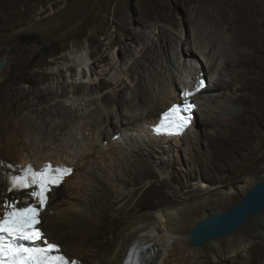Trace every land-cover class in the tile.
<instances>
[{
    "label": "bare ground",
    "instance_id": "bare-ground-1",
    "mask_svg": "<svg viewBox=\"0 0 264 264\" xmlns=\"http://www.w3.org/2000/svg\"><path fill=\"white\" fill-rule=\"evenodd\" d=\"M162 1V9L168 11L167 0ZM9 3L13 14L17 9L27 16L30 14L31 0H21L20 5L16 0H9ZM176 4L178 7V2ZM199 10L194 12L197 16ZM214 12L215 9L201 10L202 14L207 15ZM195 14L190 18L195 19ZM205 19L190 23L189 34L183 39L179 37L178 41L173 37L175 32L171 28L156 24L149 9L139 13L131 25L123 23L124 38L115 37L113 41L119 46L117 52L109 51L106 54L111 58V67L102 74L108 73L110 80L104 83L101 79L95 85L113 84L112 91L108 90L113 92L115 102L111 108L101 104L102 99L107 101L106 96L99 98L91 95L90 91H84L80 96L75 94V84L89 89L95 84L91 80L68 83L62 98L69 104L58 106L64 115L63 123L54 122L52 126L55 127L51 130L40 125L37 133H33V127L30 126L27 133L33 136L32 144H27V141L23 143L17 134L19 115H5L0 121V211L8 200L18 198L20 203L27 201L28 197L24 191H7L5 177L17 173L26 163L38 169L46 161H52L53 165L64 163L71 166L73 172L62 184L51 190L47 207L41 213L40 227L49 241H57L51 234L61 230V251L71 259L79 260L80 264H124L128 251L137 242L151 244L153 255L149 264H204L208 261H212L211 264H229L233 257L240 264L252 263L258 253V245L253 244L249 246L250 252L246 251L249 237L246 225L228 237L222 236L221 239L214 238L204 243L202 248H191L186 238L192 225L200 220H190L198 214L197 211L210 203L220 202L224 193H227L221 186H212L203 180L199 164L205 155L200 157L198 154L204 135L199 129L198 112L210 113L203 120L207 133L211 129H224L232 118L229 106L233 100L242 101L246 106L244 109L248 110L254 104L250 96L255 80L253 76L258 70L260 77L264 76V54H250L239 47L244 41L237 23L231 25L236 40L233 46L224 49L221 69L218 67L221 62L216 61L212 66L207 64V67L205 62L209 57L206 59V55L210 53L214 33ZM146 20L150 21L149 25L145 24ZM197 26L201 28L197 30ZM190 35L192 38L188 41ZM173 40L181 46L180 53L171 50ZM182 40H186L185 46ZM132 43L141 45V49L133 53ZM111 46L110 41L108 48ZM118 60L132 62L118 64ZM85 64L86 60L77 61L81 69ZM62 68L59 67L57 72L60 73ZM200 72L207 74L209 79L204 94L199 95L201 99L198 96L196 100L199 109L195 113V124L181 137L153 136L149 126L158 121L160 113L168 105L179 99L183 88L194 83L196 74ZM4 74L0 72V84L5 80ZM48 85L54 88V81ZM226 88H230L233 96L224 91ZM125 89L124 96L122 91ZM209 90L213 94H209L207 101L204 98ZM61 93L56 89V94L60 96ZM222 99L225 102L218 106L212 105ZM73 122L78 123V126L67 129L68 133L61 135ZM247 125L250 126V120ZM211 140L208 133L206 141ZM9 164L13 167L8 168ZM175 168L180 170L179 175L174 173ZM163 172L167 174L165 178H172V173L178 179L181 178L180 187L169 190L171 198L195 189L204 191L206 195L202 200L188 202L162 203L161 199L154 200L151 203V207L155 204L154 208L121 223L114 230L111 240L104 243L102 238L105 233L112 230L111 216L122 218L133 212L130 201H133L136 191L140 189L139 183L143 181L142 186L153 191V199L160 189L156 188L152 180L162 176ZM138 176L139 181H132L133 177ZM64 186L66 197L55 199L56 190ZM53 200L55 203L51 206ZM114 210L116 213H113ZM251 222L249 220L246 224ZM254 226L264 235V224L249 225L250 228Z\"/></svg>",
    "mask_w": 264,
    "mask_h": 264
},
{
    "label": "rangeland",
    "instance_id": "rangeland-1",
    "mask_svg": "<svg viewBox=\"0 0 264 264\" xmlns=\"http://www.w3.org/2000/svg\"><path fill=\"white\" fill-rule=\"evenodd\" d=\"M16 1L20 5L21 0ZM162 2V0H31V11L27 16L21 9H17L13 14L9 0H0V61L6 62L2 70L5 73V80L0 84V121L5 118V115L18 114L16 124L18 136L23 143H34L33 136L27 133L28 128L32 126L33 133H37L40 125H43L46 130H51L55 127L52 126L54 122L63 123L64 115L59 111L58 106L69 104L62 98L63 93H66L65 86L68 83L75 84L77 80L83 83L91 80L95 83L89 89L81 84H75L77 96L84 91L85 93L90 91L91 95L99 98L106 96V102L101 100L102 106L111 108L115 105L113 92H108V90L112 91L113 84H102L99 87L95 85L101 79L104 83L110 80V75L102 74V72L109 71L111 67V58L109 54H106L109 51L117 52L118 50L119 46L113 42L115 37L124 38L121 25L125 22L131 25L139 13L142 14L147 9L150 10L156 24L167 26L175 32L173 37L177 41L179 37L183 39L189 34L190 23L195 24L200 18L205 17V23L214 33L210 53L206 55V59L209 57V60L205 62L206 66L207 64L212 66L216 61L221 62L218 66L221 69L224 49L235 44L236 38L231 25L236 23L244 41V44L239 47L250 54L260 52L264 54V0H167L168 11L162 9ZM196 9H200L199 16L194 13ZM202 9H215V12L210 15L202 14ZM194 14L196 18L191 19L190 17ZM173 20L176 22L174 25ZM145 24L149 25L150 21L146 20ZM199 28L201 26L196 27L197 30ZM190 38H192L191 35L188 41ZM110 41L112 46L108 48ZM185 41H181L184 46ZM176 44L177 42L173 40L171 50L180 53L181 46ZM132 47L133 53L141 49V45L136 43H132ZM79 60H86L85 69L77 66ZM126 60H118V64L125 63ZM131 62L132 60L126 63ZM59 67H63L60 73L57 72ZM205 76L208 77L207 74ZM213 76L216 77L215 74ZM253 77L255 80L250 96L254 104L245 110L246 106L242 101L233 100L229 106L232 118L224 129H211V132H208L212 138L210 142L206 141L208 133L203 123L210 113L198 112L199 129L204 135L203 142L199 144L198 154V156L201 155L200 157L205 155L204 160H201L199 164L203 180L212 186H221L227 193H224L220 202L210 203L197 211L198 214L190 219L192 221L229 209L239 202L257 182L264 179V76L260 77L258 70ZM53 81L54 88L48 85ZM56 89L62 92L60 96L56 94ZM126 91L127 89L122 91L124 96ZM224 91L233 96L230 88ZM209 94H213V91L209 90L206 94L207 97L204 99L207 101H209ZM221 102L225 100L214 102L212 105L218 106ZM66 107L69 108V106ZM248 120H250V126L247 125ZM76 126L78 123H71L61 135H66L69 131L67 129L72 130ZM193 151L196 152L195 149ZM179 171L178 168L174 169L175 174L179 175ZM166 175L163 172L162 176L153 178L156 188L160 189L153 199L151 188L142 186L145 181L139 183L140 189L136 191L133 201H130L134 207L133 212L122 218L111 216L112 230L105 233L106 235L102 238L104 243L111 240L114 230L121 223L136 214L154 208L155 204L151 207L154 200L161 199L162 203L188 202L202 200L206 195L204 191L195 189L193 192H185L177 198H171L170 191L180 187L181 178L178 179L173 173L170 175L172 178H165ZM132 179L137 182L139 176ZM239 184L242 187H237ZM231 186L234 188L230 189ZM55 193V199L65 198L66 186L56 190ZM54 201L51 206L55 203ZM113 213H116L115 210ZM254 222L263 225L264 214L252 219L251 223L245 224L249 232L246 251L250 252L249 246L258 245L256 249L258 253L250 264H264V235L256 226L249 227L250 224L255 225ZM60 232L61 230H57L51 234L56 237L55 242L58 244L63 243ZM223 237H216V239ZM188 245L191 248L203 247L192 246L189 243ZM236 259L233 257L229 264H240L236 262ZM211 263L212 261H208L204 264Z\"/></svg>",
    "mask_w": 264,
    "mask_h": 264
},
{
    "label": "snow or ice",
    "instance_id": "snow-or-ice-1",
    "mask_svg": "<svg viewBox=\"0 0 264 264\" xmlns=\"http://www.w3.org/2000/svg\"><path fill=\"white\" fill-rule=\"evenodd\" d=\"M182 95L185 97L184 104H174L164 112L161 124L155 131L179 132L187 126L188 118L180 113L193 105L187 103L191 93L184 92ZM7 167L12 168L13 165ZM71 171L62 166L53 168L45 165L37 172L29 165L23 169L22 174L4 178L8 182L7 191L23 190L26 196L35 198V201L7 203L4 210L0 211V264H78L77 260L62 253L58 244L50 242L38 227L41 223L40 210L46 203L47 193L52 187L58 186L63 176ZM33 186L38 190L34 188L31 192L26 191Z\"/></svg>",
    "mask_w": 264,
    "mask_h": 264
},
{
    "label": "water",
    "instance_id": "water-1",
    "mask_svg": "<svg viewBox=\"0 0 264 264\" xmlns=\"http://www.w3.org/2000/svg\"><path fill=\"white\" fill-rule=\"evenodd\" d=\"M6 66L0 61V72ZM264 213V179L257 182L243 197L227 210L218 211L198 221L187 234L192 246H202L216 237L231 234L249 220Z\"/></svg>",
    "mask_w": 264,
    "mask_h": 264
},
{
    "label": "clouds",
    "instance_id": "clouds-1",
    "mask_svg": "<svg viewBox=\"0 0 264 264\" xmlns=\"http://www.w3.org/2000/svg\"><path fill=\"white\" fill-rule=\"evenodd\" d=\"M84 69H85V68H84ZM81 73H82V72H81ZM81 75H82V74H81ZM203 77L205 78V80H206V82H207V86H208V79H207V77H206L205 75H203ZM207 86H206V87H207ZM206 87H205V88H206ZM205 88H204L203 90H201L197 95H195V96L193 97V102H194V104H196V105L198 106L197 109L193 111V115H194V117H193V124H195V113H196V112L198 111V109H199V104H198V102H197L196 100H197V97H198L199 95L201 96V95L204 94L203 92L205 91ZM182 91H183V90H182ZM180 94H181V93H180ZM180 94H179V99H178L177 101H181V96H180ZM200 96H199V98H200ZM200 99H201V98H200ZM174 102H176V101H174ZM172 103H173V102H172ZM172 103H171V104H172ZM168 106H169V105H168ZM168 106H167V107H168ZM160 114H161V113H160ZM159 116H160V115H159ZM158 119H159V118H158ZM193 124H192V125H193ZM187 130H188V129H187ZM185 132H186V131H185ZM185 132H184V133H185ZM182 135H183V134H182ZM182 135L175 136V137H181ZM161 136H163V135L155 136V137H161ZM165 137H167V138H172V137H170V136H165ZM46 162H48V161H46ZM50 162H52V161H50ZM52 163H53V162H52ZM26 164H27V163H26ZM30 164H31V163H30ZM32 165H33V164H32ZM34 166H35V165H34ZM61 184H62V183H61ZM55 188H57V187H55ZM55 188H54V189H55ZM49 194H50V193H49ZM49 194H48V195H49ZM46 237H47V236H46Z\"/></svg>",
    "mask_w": 264,
    "mask_h": 264
}]
</instances>
